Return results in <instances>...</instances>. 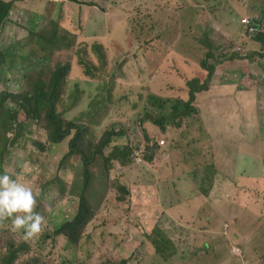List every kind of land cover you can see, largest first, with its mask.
<instances>
[{"label": "rangeland", "instance_id": "1", "mask_svg": "<svg viewBox=\"0 0 264 264\" xmlns=\"http://www.w3.org/2000/svg\"><path fill=\"white\" fill-rule=\"evenodd\" d=\"M5 1L14 10L11 15L8 14L10 17L2 27L0 49L11 50L19 57L13 56V60L8 62L7 59L1 64L2 105L7 102L15 110L20 96L34 91L39 82L41 73L31 56L37 55L32 49L40 45L29 46L28 26L32 19L52 34L59 32L63 40L72 41L73 32L82 34L79 43L57 52L47 68L49 70L59 63L68 62L81 66L75 73L68 74L59 92L60 120L65 123L74 121L87 128L86 142L80 146L85 154L92 150L91 144L101 145L106 133L114 131L109 147L104 149L106 157L110 158L116 150L123 152L130 147L133 154L143 151L146 161L136 164L132 159L127 166H124V161H114L107 167L106 157H100L89 171V184L87 181L84 184L86 174L82 156H70L71 141L78 131L56 144L52 141L55 131L48 128L45 114L40 120H32L21 112L22 125H16V130L0 139V174L7 172L13 179L41 192L38 205L48 219L44 235L55 234L58 228L72 221L82 198L88 201L90 214H95V218L82 237L75 241L77 247L68 246L65 238L42 239L33 246L31 254L23 255L17 264H28L29 261L32 264H93L94 258H98L97 264H125L120 247L129 242L131 235L138 234L143 225L154 226V222L149 218L138 224L130 220L133 217L129 213L131 202H127L126 189L121 185L127 172L123 167L133 164L129 174H140L141 180L144 183L149 181L152 187L154 179L162 174V165L159 164L157 172L152 171L154 160L148 162V158L154 159L160 154L168 158V162H175V169L178 164L181 166L176 171V178L170 182L172 188L185 187L192 180L184 161L197 163L202 171L206 169L203 158L197 161V157L212 150V143L205 136L210 134L216 135L214 138L211 136L213 139L222 136L218 143L219 156L224 166L236 169V174L227 178L229 181L224 188L214 184L208 175L194 179L191 187L193 195L208 196L213 193L217 198L215 206H196L195 217L208 230L219 229L222 218L223 224L228 226L227 234L225 227L221 233L206 231L204 237L203 233L196 231L195 234L202 237H196L193 243L187 245L182 234L164 226H156L152 232L149 231L151 234L146 231L139 234L151 243L155 251L151 239L160 246L161 254L156 251L159 259H155L153 264H246L244 259L247 264H264V186H261L260 176L248 177L241 170L264 167V152L259 153L261 144L264 146V57L251 65L247 60L229 59L232 53H242L245 48L246 52L264 51L261 43L242 35L245 30L240 27V21L237 22V18L245 15L251 19L264 12V0H169L170 7L167 8L157 4L156 0H79L81 4L69 7L55 6L53 2L61 3L60 0H45L42 8L30 5L29 16L23 11L16 13L19 10L16 0ZM171 7L174 18L166 13ZM136 33L145 40L141 51L144 45L155 41L161 52L159 61H164L167 75L158 77L160 83L156 87H162L168 81L173 85V90L159 96L162 99L185 100L188 89L184 83L195 79L205 83L208 76L205 68L215 66L207 90L197 95L194 106L198 107V114L195 115V110L181 121V126L169 127L162 150L156 146L158 137L151 138L153 149L147 146L143 118L157 111L152 106L148 108L142 101L144 91L137 90L135 81L130 77L138 75ZM94 35L100 36L105 44L99 57L93 50ZM57 44L65 45L61 41ZM211 50L217 56L227 55L228 59L221 63L210 60L207 53ZM86 68L93 72L99 69L96 82L85 76ZM242 71L249 73L253 80L252 77L239 80L244 77ZM83 81L88 82L84 87H91L99 97L94 104L84 106V112L95 111L90 118L81 117L83 113L76 116L73 112L72 93ZM235 82L237 84L231 86ZM242 84H246L247 89ZM256 91L259 101L256 100ZM177 92H180L178 96ZM10 94L13 97L7 101L5 98ZM138 99L139 102H136ZM234 130L243 131L246 136L241 137L239 132L232 137L224 136ZM196 142H200L201 147L191 150ZM259 157L262 159L259 160ZM161 160L163 162V158ZM234 160L237 161L236 167ZM239 188L246 190L237 196ZM260 190L262 193L258 195ZM174 195L178 196L175 192ZM251 201L255 202V207ZM206 202L212 200L208 198ZM237 203L247 209L243 212L238 210ZM246 211L250 214L244 215ZM251 229L257 232L252 234ZM22 234V231L15 233L0 229V264H4L11 253V244L23 240ZM234 247L240 250L243 247L245 257H233Z\"/></svg>", "mask_w": 264, "mask_h": 264}, {"label": "clouds", "instance_id": "2", "mask_svg": "<svg viewBox=\"0 0 264 264\" xmlns=\"http://www.w3.org/2000/svg\"><path fill=\"white\" fill-rule=\"evenodd\" d=\"M3 1L6 2L5 0H3ZM20 1L23 2L22 6L19 5ZM43 1H45V0H16V3H15V1H13V3H15L19 8V10H16V13H17V11H23V12L27 13L29 16V6L33 5V6H36L37 8H42ZM60 1H61V3H55V2H53V3L55 6L59 5L62 7L63 6L69 7V6H72L74 4H81L79 2V0H60ZM168 1L169 0H156V3L161 4L162 6L167 8V7H170V4ZM6 3H8V2H6ZM82 5H84L85 7L88 6L86 4H82ZM13 8L10 10V12H12L14 10ZM172 11H173V8L171 7L170 10H167V12H166L167 16L170 18H174L171 15ZM10 15H11V13H10ZM9 17H8V19H9ZM37 17L40 18V15H38ZM247 17L248 16L245 15V16H243V18L242 17L237 18V22L240 21V23H241L240 27L243 29V31L245 30V33H243V34L240 33V34L251 39L253 42L259 43L260 41H257L255 38L256 34H254V31L258 28L259 31L264 35V27L262 26V25H264V12H261L258 16H255L251 19H249ZM5 22H7V21L5 20ZM65 24H67V23L65 22ZM28 27H29V33H30V35H29V46L31 44H39L40 45L39 48H33L32 49V51L37 52V55L31 56V57H33V59L39 57L38 61H36V66H37V69L39 71H43V74H41V76L39 77V81H40V79L50 80V78L52 76V72H54L59 65H69L71 67L70 73H75L77 68L81 69V66L79 64L76 67L75 64L70 63V62L59 63L54 68L49 69V70L47 68H48L49 64L51 63V61L53 60V58L57 52H61V50H63V49H68L69 47L73 46L76 42L79 43V38L82 34L79 35V34H75L73 32L72 35L76 36L75 37L76 41L75 40H72V41L63 40L61 38V34L59 32L54 33V34H52L51 32H48L44 27L39 26L38 23L34 19H32L30 21ZM3 31H2V33H3ZM2 33H0V38L2 36ZM135 36H136V44H137V50H138V56H139L138 72H137L138 75L136 78H134L132 76H130V77L134 81H136L140 76H143L149 82L150 86L144 91L145 95H144V98L142 99V101H144L146 103L148 108H151V103L148 99L149 96H151V95H154L157 97L162 96L168 90H173L171 88V87H173V85L170 84L168 81L162 87H156V85H158L160 83V78H158V77L161 74L167 75V71L165 69L164 61H159L160 56H161V52L158 49V46L156 45L155 41L151 42L150 45H147V46L144 45V47L141 51V47L145 43V40L141 39L137 35V33L135 34ZM94 37H95V42L93 44V47H94L93 50H94L96 56L99 57V54H100L101 50L103 49V47L105 46V44H103V40L100 36L94 35ZM167 37L169 38V36H167ZM47 40H51V43L47 44ZM169 40H170V38H169ZM57 41L64 42L65 45H59V44H57ZM261 44L264 48V44L263 43H261ZM2 51L5 53L6 51H11V50L0 49V53ZM246 51L247 50L245 48V51L242 53L235 52L237 54H240L242 56V59H240V60L233 59V61H239L240 62V61H246L247 60L250 64H253L257 60L262 59L264 57L263 56L264 51H262V52H256V51L246 52ZM211 52H214V51L211 50L208 53H211ZM208 53H207V56H208ZM48 55H52V56H51V59L46 63V58ZM255 55H257L258 57H254ZM225 56H226L225 59H220L219 61H222V62L226 61L228 59V57H227V55H225ZM247 57H249L251 59V61ZM245 58H247V59H245ZM211 59L218 61L215 58H211ZM230 60H232V59H230ZM227 62H231V61H227ZM217 63H221V62H217ZM87 70H89V68H86V70L84 71L85 76L90 78L92 81L96 82V80L98 79L97 75L99 73V69H97L96 72H94L95 77L88 76ZM0 71H1V67H0ZM48 74H49V77H47ZM246 77H247V75H246ZM243 78L244 77H242V79ZM251 79L253 80V78H251ZM68 81L70 82L71 80H68ZM237 82H238V80H237ZM237 82L231 84V86L232 85L235 86L237 84ZM84 85L87 86L88 82L83 81V84L80 85V87L72 93V106L74 107L73 112L75 113L76 116L78 115V113H83L81 115V117L90 118L93 115H95V111L90 109L88 112H84V106H86L88 104H94L98 100L99 97L96 95V92L93 91V89L91 87H84ZM242 85L244 86L245 89H247L246 84H242ZM34 88L36 89V86H34ZM137 90H139V89H137ZM119 91H120V88H119ZM257 91H256V100H258ZM111 92H115V91L112 90ZM1 93H4V92H0V94ZM25 94H23V95H25ZM179 94H180V92H177V96ZM10 95H12V94H10ZM9 96H6L5 99H7ZM22 96H20V98ZM189 99H190V93L188 92L187 98L185 100L182 99V101L187 102V101H189ZM139 100L140 99H138L136 102H139ZM196 101H197V98L194 99L191 106L197 112L198 107L194 106ZM153 110L158 111V109H156V108H154ZM239 113H242V112H239ZM155 115L156 114H149L147 118H151ZM186 118L187 117L183 118L182 121ZM72 122H74V121H72ZM142 123H143V129L145 131H148L150 128L149 124L147 122H144V121ZM14 130H16V128L11 129L7 133V135L11 134ZM166 134L167 133L160 134L158 136L157 141H156V146L160 150H162V146H164L166 144V142H165ZM147 146L150 147L151 149H153L154 144H153L152 140L147 141ZM169 149H172V148H169ZM262 152H264V146L261 144L259 153H262ZM174 153L176 154V152H174ZM158 155H160V154H157L154 157V159L152 157L148 158V162H152L154 160V163L152 164V171H156V172L159 169V164H161V163L155 162ZM216 157L222 163V160L219 156V152L217 153ZM161 158H163V162H168V158H166L164 156ZM161 158H160L159 162H162ZM132 159L136 164H142L144 161L143 151H140V152L135 151L134 154H132V158L130 159L131 162H132ZM239 159L246 160L245 157H240ZM261 159H262V157H259V160H261ZM131 162L124 165V166L131 164ZM145 162L146 161H144V163ZM184 162L188 166L193 164V163H189L187 161H184ZM236 163H237V161L234 160L233 164L235 167H236ZM177 164H178V162H177ZM161 165H162L161 169L167 167V169L170 171L171 176H174V174H175L174 170H175V167L177 166L175 164V162L171 161V162H168V164H166V165H163V164H161ZM106 166H107V164H106ZM132 166H133V164L129 167H123L124 169H127V172H125L123 182L121 183L123 188L126 189L127 198H128L127 202L128 203L131 202V210L129 212L131 214V216H133L132 218H130L131 221H133V219L136 216H140L143 214V213L138 214L135 212V210L138 207L140 208L141 204L148 203L149 204L148 207L155 208L156 198L158 195L161 194V191L169 192L170 195H172V196H174V192H175L178 195L180 200L189 199L190 202H192L190 209L193 210V214H195V208L198 205H209V206L214 205L215 206L217 204V198H216L215 194H213V193L208 195V196L201 195V194H195V193L193 195L191 188H186V186L185 187L180 186L178 189L173 188V189H175L173 192L172 186L170 183L173 181L172 177L169 179V181H165V183L163 182L161 189L155 191L154 190V187H156L155 182H157V180H158L156 178L153 181L154 184H152V187H150L147 192L142 191L140 194H137V191L133 192L131 184H134L135 186L141 185V184H148L149 185V181L144 183L141 180L142 176H140V174L130 175L129 174L131 172L130 168ZM182 166H185V165H182ZM178 168H181V166H179V164H178ZM241 170H242V173L244 175H247L248 177H252L254 175L260 176L261 186H264V167L252 168V169H241ZM235 174H236V169L226 167L222 163L221 170L214 167V168H207L206 171L204 172L201 169H199V171L197 173V177H202L204 175H208L209 178H213L214 181L216 182L217 179H215L214 176L219 175L220 177H222L225 180V184H227V182L229 181V180H227V178H230ZM162 178H163V175H161L160 180H162ZM175 178H176V176H175ZM259 184H260V182H259ZM258 186H260V185H258ZM187 190H191L189 194L187 193ZM245 190L246 189L239 188V190L237 192V196L244 194ZM261 193L262 192L260 190L258 195H260ZM152 194H154V195H152ZM40 195H41V192L39 190L34 191L33 188L31 186H29L28 184L21 183L17 179H13L11 174H9L7 172L4 174H0V229L4 230V231L11 230L15 233H19L22 231L23 232L22 239H24L25 241L30 240V241H28V243H30V244H28L29 251L27 253H21L19 255V257L13 261V264H17L23 255L31 254L33 246L38 245L42 239L43 240H52V239L57 238L53 234H49V235L43 234L45 232L44 225L46 224L45 217L43 215H41L40 213L35 211V209L37 207V198ZM208 198H210L212 200V202L207 203L206 200ZM254 203L255 202H252L253 207H255ZM236 207L238 210H241L242 212L245 209H247V208L241 207L240 204H238ZM89 208H90V205H89ZM90 213H91V210H90L89 214ZM245 214H250V213H247V211H246L244 213V215ZM91 215L93 216V219H94L95 214H91ZM195 218L196 217L193 218V222H195ZM263 218H264V215H263ZM6 220H10L11 223L9 225H7ZM198 224H200V227H203L201 225V223H198ZM156 226H160V227L164 226L168 230H171L173 232H179V233H185L184 230L186 229L185 225H177L174 221L168 222L166 219L164 221H162V219H159L155 223L154 226H151L148 228L142 226L141 231H146V233L151 234V232L155 229ZM224 227H225L226 234H227V227L228 226L223 224V221L221 218L219 229L208 230V231L212 232L213 234L214 233H221V232H223ZM149 231H151V232H149ZM140 232H138V234H135L134 236L131 235L129 242L124 244V246L120 247L119 252L122 253V257H124V260H126L125 264H132L138 260H140L142 262V259H140V256L142 254H148L149 252H150L151 258L153 260V261L150 260L151 264H153L155 262V259H159V257L157 256V253L161 254V249H160V246L158 245V243L151 239L152 235L149 236L152 244L156 248V251H157V253H156V251L152 248L151 243L148 241H145V239L141 236V234H139ZM251 232H252V234H254L257 232V230L251 229ZM205 233L206 232H204L202 234V236ZM202 236H199L198 234H194L192 236V238L191 237L189 238L190 243H193L194 240H196V237H202ZM67 243H68V246H70V247H77L78 246V244L75 241H72V242L67 241ZM240 245L241 244H237V246H240ZM13 253L11 252L9 254V256L5 259L4 264H7L8 260H10ZM133 253H134V255H133ZM232 254H233V257H235V256H237L239 258H241V256L245 257L243 247H242V250H240V248L234 247L232 249ZM132 255H133V257H132ZM244 261L247 264L245 259H244ZM97 263H98V258H94L93 264H97ZM28 264H32V263L29 261Z\"/></svg>", "mask_w": 264, "mask_h": 264}, {"label": "trees", "instance_id": "3", "mask_svg": "<svg viewBox=\"0 0 264 264\" xmlns=\"http://www.w3.org/2000/svg\"><path fill=\"white\" fill-rule=\"evenodd\" d=\"M11 9H12V5L4 2L3 0H0V33H2L3 31L2 27L5 26L6 24L5 20ZM262 26L264 27V25ZM254 34H256L255 35L256 40L260 41L259 43L264 44V35L259 31L258 28L254 31ZM72 36H73L72 40H75L76 36L75 35ZM50 43L51 40H47V44ZM0 55L2 56V58L0 57V67L2 62L6 61L7 59L9 62L10 60L14 59L13 56L19 57L13 51H6L5 53L2 51ZM51 56L52 55L47 56L46 63L51 59ZM208 56L210 59L215 58L218 61L220 59L226 58V56L223 54H219L218 56H216L215 52L208 53ZM230 57L229 58L232 60L242 59V56L237 53L234 54L232 53ZM38 59L39 57L35 58L34 61L36 62L38 61ZM202 66L205 67L206 64L202 62ZM70 70L71 67L69 65H59L57 69L54 72H52V76L50 80L40 79L34 91L26 93L21 97L20 100L17 101L18 107L15 110L12 107L8 106L7 102H5L3 105L0 102V139L6 136L7 133L11 129H13L16 125H22V122H20L21 112H25L27 118L32 120H40L45 114L46 120L48 122V128L52 131H55V134L52 136V141L56 144L62 143L68 137H70L75 130H77L78 131L77 136H75L71 141L72 149L70 151V156L73 155L82 156L84 162L85 174H86V177L84 179V184L85 181H87V184H89V179H90L89 171L91 170V167L95 165V163H97V160H99L100 157H106L104 155V149L109 147L115 132L113 131L110 133H106V135L104 136L105 140L101 142V145L91 144L90 149L92 150L88 154H85L80 149L81 144L83 142H86L87 128L83 125L77 124L76 122H72V121L65 123L64 120H60V116L58 113V102L60 99L59 92L60 90H62L65 79L70 73ZM205 70L208 72V76L207 79L205 80V83H201L200 80L198 79H195L192 82L184 83L186 90L188 89V92L190 93V99L187 102L182 101L180 97H179L180 99L167 98L165 100L154 95L149 96L148 99L151 103V106L158 109V111L156 115L151 118H146V117L143 118V121L147 122L150 126L149 130L146 131L145 138L147 141L151 140L152 137H158L160 134L167 133L166 130L169 127L181 126L182 119L188 117L192 112L195 111L194 108L191 106V104L194 101V99L197 98L198 94L207 90L210 82L212 81L213 74L215 72V66L205 68ZM40 73L43 74V71H40ZM87 75L91 77H95V73L90 69L87 70ZM251 77L249 76L246 79H249ZM263 77H264V72H263ZM240 79L242 78H239V80ZM135 84L137 89L143 91H145L150 86L149 82L143 76H140L135 81ZM12 97L13 95H10L6 100L9 101L12 99ZM181 107L183 109H181ZM197 114L198 111L196 112L195 115ZM65 126L66 129L63 130ZM235 132H239L241 134V137L246 136V134L243 131H239V130H234L233 132L224 136L232 137V135ZM210 135L213 138L216 137L215 134H210ZM205 136L208 139H210L213 148L211 151L209 152L206 151L202 154V156L197 157V161L203 158L204 163L206 165V169L214 168V167L222 168L221 161L216 157L217 153L219 152L218 143H220V139H222V136L219 135L217 139H213L209 135H205ZM197 145L199 146L198 148H196ZM200 147H201L200 142H196V145H193L191 150L199 149ZM116 151L117 152L113 154L110 158L106 157L107 167H110V165L112 164L111 162L113 161H119V162L124 161L125 163L124 165L131 162L130 159L132 158L133 152L130 147L125 148L123 152H118V150ZM188 168L191 172L192 182L188 181L185 186L186 188H191L194 179L197 177V173H198L195 171L199 168V166H197V163L196 164L194 163L192 165H189ZM206 169L204 170V172L206 171ZM211 179L214 184H219L224 188L225 180L223 178L219 179L216 182L214 181L213 178ZM32 188L34 191L38 190V188H34V187ZM190 191L191 190H187V193L189 194ZM40 196L37 198V207L35 211L45 217L46 224L44 225V229H46L48 225V219L46 214H44V212L41 211L39 208L38 200ZM89 212H90L89 204L85 198H82L81 205L79 206V210L76 217L72 221L66 222L63 226L58 228V232L53 235L57 238H65L69 242L78 241L82 237L86 227L90 224L91 220L93 219V216L89 214ZM10 223H11L10 220H6L7 225H9ZM180 234H182L184 237L183 238L184 244L186 245L191 244L189 240L190 234L188 233H180ZM28 241H25L23 239L19 243L13 242L11 244L10 246L11 252L14 253L11 256L10 260H8L7 264H13V261L17 259L21 253H27L29 251Z\"/></svg>", "mask_w": 264, "mask_h": 264}, {"label": "crops", "instance_id": "4", "mask_svg": "<svg viewBox=\"0 0 264 264\" xmlns=\"http://www.w3.org/2000/svg\"><path fill=\"white\" fill-rule=\"evenodd\" d=\"M19 5L22 6L23 2L20 1ZM251 65V64H250ZM249 65V68H250ZM241 75L244 76V78L247 76H249V73L247 72H241ZM247 78V77H246ZM162 157V155H158L155 162L159 163L160 158ZM161 164L166 165L168 164V162H162ZM180 166V165H179ZM219 170H221V168L215 167ZM178 170V167L175 169V174L174 176H171L170 171L167 169V167L161 169V175H163L162 180H160V178H157V182H155L156 187H154V190H159L162 188V184L163 182L165 183V181H169V179L172 177L173 180L175 179L176 171ZM161 177V176H160ZM215 179H217V181L219 179H221L222 177H220L219 175L214 176ZM154 184V183H153ZM167 184V183H166ZM131 187L134 191H137V194H140L142 191L147 192L148 189L150 188V186L148 184H141V185H137L135 186L134 184H131ZM173 192L175 189H173ZM162 194L158 195L156 198V203H155V208H151L148 207V203L145 204H141L140 208L138 207L135 212L138 214H142L140 216H136L132 222H135L136 224L140 223V222H144V218H149L155 223L159 220L162 219V221H164L165 219L168 222H172L174 221L177 225H185L186 229L184 230L185 233L190 234H195L196 231H199L200 233H204L206 231H208V229H206L205 227H200V223L196 218H195V222H193V218L195 217V214H193V210L190 209L192 202L189 203V199H183L180 200L178 196L174 195L172 197V195H170L169 192H164L161 191ZM170 198L169 200L164 199V198ZM144 227H151L149 225H143ZM153 230V229H152ZM140 259H142V262L140 260L132 263V264H151L152 258L150 255V252L148 254H142L140 256ZM151 260V261H150Z\"/></svg>", "mask_w": 264, "mask_h": 264}]
</instances>
